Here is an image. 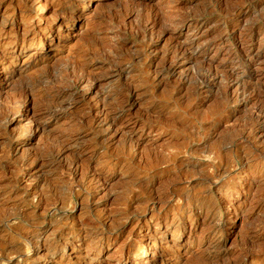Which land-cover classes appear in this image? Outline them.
Listing matches in <instances>:
<instances>
[{
    "label": "rangeland",
    "instance_id": "obj_1",
    "mask_svg": "<svg viewBox=\"0 0 264 264\" xmlns=\"http://www.w3.org/2000/svg\"><path fill=\"white\" fill-rule=\"evenodd\" d=\"M0 117V264H264V0H0Z\"/></svg>",
    "mask_w": 264,
    "mask_h": 264
},
{
    "label": "bare ground",
    "instance_id": "obj_2",
    "mask_svg": "<svg viewBox=\"0 0 264 264\" xmlns=\"http://www.w3.org/2000/svg\"><path fill=\"white\" fill-rule=\"evenodd\" d=\"M243 1H244V0H243ZM42 5H43V4H42ZM42 5H41V7H42ZM227 9H228V8H227ZM228 12H229V11H228ZM233 12H234V11H233ZM233 12H232V13H233ZM229 13H230V12H229ZM232 13H231V14H232ZM233 15H234V14H233ZM176 16H177V15H176ZM230 16H232V15H230ZM110 17H111V16H110ZM227 17H228V16H227ZM107 18H109V17H107ZM112 18H113V17H112ZM169 18H170V17H169ZM109 19H110V18H109ZM180 19H182V18L180 17ZM185 19H186V18H185ZM104 20H105V19H104ZM172 20H173V19H172ZM176 20H177V19H176ZM111 21H112V20H111ZM113 21H114V19H113ZM113 21H112V22H113ZM114 22H115V21H114ZM114 22H113V23H114ZM116 22H117V21H116ZM109 23H110V22H108V24H109ZM177 24H178V23H177ZM250 26H251V25H250ZM117 28H118V27H117ZM119 28H120V27H119ZM112 29H113V27H112ZM113 30H114V29H113ZM144 32H145V31H144ZM142 34H143V33H142ZM144 34H145V33H144ZM105 42H106V41H105ZM107 42H108V41H107ZM92 45H93V44H92ZM109 46H110V45H109ZM113 48H114V47H113ZM113 48H111V49H113ZM113 50H114V49H113ZM115 51H116V49H115ZM119 51H120V50H119ZM109 52H110V51H109ZM116 53H117V52H116ZM110 54H111V52H110ZM138 55H139V54H138ZM121 56H122V55H121ZM123 56H124V55H123ZM140 56H141V55H140ZM110 57H111V56H110ZM116 58H117V57H116ZM126 59H127V58H126ZM110 61H111V60H110ZM122 62H123V61H122ZM124 62H125V61H124ZM128 62H129V61H128ZM137 62H138V61H137ZM83 63H84V62H83ZM111 63H112V62H111ZM141 63H142V62H141ZM80 64H81V63H80ZM125 66H126V65H125ZM114 67H115V66H114ZM68 68H69V67H68ZM57 70H58V69H57ZM164 70H165V69H164ZM120 72H121V70H120ZM120 72H119V73H120ZM161 72H162V71H161ZM61 73H63V72H61ZM61 73H60V74H61ZM64 73H65V72H64ZM64 73H63V75H64ZM119 73H118V74H119ZM207 73H208V72H207ZM51 74H52V73H51ZM58 74H59V73H58ZM163 74H164V73H163ZM208 74H209V73H208ZM41 75H42V74H41ZM65 75H66V74H65ZM49 76H50V73H46V74L44 73V75H42L41 77L38 76V77H39L38 79L40 80V78H41V80H42V79H46V78H47L46 80H48V77H49ZM61 76H62V75H61ZM66 76H67V75H66ZM207 76H208V75H207ZM36 77H37V76H36ZM63 77H64V76H63ZM205 77H206V76H205ZM50 78H51V77H50ZM80 78H82V77H80ZM238 78H239V77H238ZM31 79H33V78H31ZM31 79H30V80H31ZM35 79H36V78H34V80H35ZM59 79H60V78H59ZM59 79H58V80H59ZM67 79H68V78H67ZM77 79H78V78H77ZM208 79H209V78H208ZM34 80H32V81H34ZM39 80H38V81H39ZM50 80L53 81V80H54L53 77H52V79H49V81H50ZM55 80H56V79H55ZM58 80H57V81H58ZM81 80H82V79H81ZM42 81H43V80H42ZM57 81H56V82H57ZM59 81H60V80H59ZM65 81H66V80H65ZM206 81H207V80H206ZM206 81H205V82H206ZM34 82H36V81H34ZM68 82H69V81H67V84H68ZM36 83L39 84L40 82H36ZM59 83H63L64 85L66 84L65 82H59ZM59 83H57V84H59ZM76 83H77V82H76ZM34 84H35V83H34ZM44 84H45V83H44ZM51 84H52V82H51ZM53 84H54V82H53ZM63 84H62V85H63ZM72 84H73V83H72ZM209 84H210V83H209ZM41 85H42V83H41ZM46 85H47V84H46ZM73 85H74V84H73ZM24 86L26 87V89H27V88L30 89L29 91H31V89L34 87L31 83H27V82H26V84H25ZM37 86H38V85H37ZM57 86H58V85H57ZM59 86H60V84H59ZM59 86H58V88H59ZM71 86H72V85H71ZM25 87H24V88H25ZM38 87H39V86H38ZM44 87H45V86H44ZM50 87H51V86H50ZM63 87H64V86H63ZM63 87L61 86V88H63ZM68 87H69V84H68ZM36 88H37V87H36ZM48 88H49V87H48ZM54 88H55V87H54ZM65 88H66V87H65ZM39 89H40V88H39ZM45 89H46V88H45ZM41 90H43V89H41ZM41 90H40V91H41ZM46 90H47V89H46ZM50 90H51V89H50ZM52 90H53V89H52ZM38 91H39V90H38ZM48 91H49V90H48ZM55 91H56V90H55ZM31 92H32V91H31ZM34 92H36V91H34ZM53 92H54V91H53ZM68 92H69L68 90H62V89H61V90H59V91L56 93V95H54V96H55L56 100H58L59 98H61V97H63L64 95H66ZM71 92H72V91H71ZM36 93H37V92H36ZM49 93H50V92H49ZM49 93H48V94H49ZM45 94H46V92H45ZM54 94H55V93H54ZM69 94H70V93H69ZM54 96H52V97H54ZM69 96H70V95H69ZM48 97H49V95H48ZM66 98H67V97H66ZM70 98L72 99L71 96H70ZM73 99H74V98H73ZM63 100H64V99H63ZM65 100H66V99H65ZM61 101H62V100H61ZM50 102H52V101H50ZM53 102H55V104H56V101H53ZM58 102H59V101H58ZM63 102H64V101H63ZM60 103H61V102H60ZM52 104H53V103H51V104L49 103V106H50V105L53 106ZM58 104H59V103H58ZM58 104H56V105H58ZM56 105H55V106H56ZM58 106L63 107V106H61V105H58ZM65 106H66V105H65ZM56 107H57V106H56ZM60 107H59V108H60ZM122 107H123V106H122ZM53 109H54V108H53ZM55 109H56V108H55ZM64 109H68V105H67V107L64 108ZM47 110H48V109H47ZM62 110H63V108H62ZM48 111H49V110H48ZM54 111H56V110H54ZM56 112H57V111H56ZM58 112H59V111H58ZM0 118H1V117H0ZM0 120H2V119H0ZM0 123H1V122H0ZM168 194H169V193H168ZM166 199H167V198H166ZM201 205H202V204H201ZM208 207H209V206H208ZM210 208H211V207H210ZM206 209H207V208H206ZM208 211H209V210H208ZM210 211H211V210H210ZM3 218H6V217L3 216ZM3 218H2V219H3ZM0 220H1V218H0ZM3 220H5V219H3ZM3 222H4V221H2V223H3ZM6 222H7V221H6ZM6 222H5V223H6ZM146 245H147V244H146ZM217 247H218V246H217ZM219 249H220V248H219ZM206 250H207V249H206ZM199 259H200V258H198V261L201 260V259H200V260H199ZM202 259H203V258H202ZM203 260H204V259H203ZM203 260H202V261H203ZM206 260H207V259H206ZM210 260H211V259H210ZM215 260H216V259H215ZM202 261H201V262H202ZM204 261H205V260H204ZM196 262H197V261H196ZM209 262H210V261H209ZM209 262H207V263H209ZM218 262H219V261H218ZM218 262H216V263H218ZM199 263H200V262H199ZM205 263H206V261L204 262V264H205ZM210 263H211V262H210ZM213 263H214V261H213ZM238 263H239V262H238ZM202 264H203V263H202Z\"/></svg>",
    "mask_w": 264,
    "mask_h": 264
}]
</instances>
